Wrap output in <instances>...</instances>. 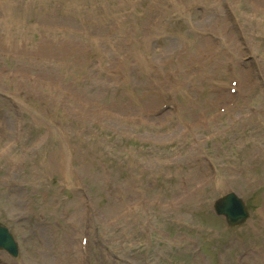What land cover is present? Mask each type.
<instances>
[{
	"label": "rangeland",
	"instance_id": "rangeland-1",
	"mask_svg": "<svg viewBox=\"0 0 264 264\" xmlns=\"http://www.w3.org/2000/svg\"><path fill=\"white\" fill-rule=\"evenodd\" d=\"M164 1L143 0L133 28L115 26L106 36L127 8L121 1L0 0L1 16L9 13L8 26L0 21V222L21 246L18 259L0 253L2 264H264V0H225L232 19L214 14L217 0L186 16L175 0L151 28ZM91 14L104 23H80ZM43 16L80 34L33 29ZM237 17L239 42L231 38L217 58L210 31L224 32ZM42 36L67 48L66 36L79 49L66 60L68 52L52 51L46 73L39 64L6 80L3 70L25 71V55L37 53L21 57V50ZM177 43L181 52L170 54ZM9 45L17 53L6 52ZM211 48L214 62L194 81L191 64H203ZM118 52L121 70L128 65L117 76H128L120 90L110 82ZM231 80L239 83L236 97ZM229 191L251 198L250 220L233 231L209 217L212 202Z\"/></svg>",
	"mask_w": 264,
	"mask_h": 264
},
{
	"label": "water",
	"instance_id": "water-1",
	"mask_svg": "<svg viewBox=\"0 0 264 264\" xmlns=\"http://www.w3.org/2000/svg\"><path fill=\"white\" fill-rule=\"evenodd\" d=\"M220 212L228 217V221L231 225L243 222L247 217V213L243 207V204L236 200L234 197H227L222 201Z\"/></svg>",
	"mask_w": 264,
	"mask_h": 264
},
{
	"label": "bare ground",
	"instance_id": "bare-ground-1",
	"mask_svg": "<svg viewBox=\"0 0 264 264\" xmlns=\"http://www.w3.org/2000/svg\"><path fill=\"white\" fill-rule=\"evenodd\" d=\"M257 1H259L260 3H261V1L262 0H256L255 2H257ZM255 5H257V4H255ZM258 6V5H257ZM187 8H189V7H187ZM229 24V23H228ZM241 26H242V23H241ZM227 28V24L225 25V29ZM215 31H216V29H215ZM218 32V33H217ZM215 33H217V34H215L216 35V37H217V43L219 44L222 40H221V36H222V33H221V30L219 31V29H218V31H216ZM222 37H224V35L222 36ZM211 42V41H210ZM213 42H215L214 40H213ZM42 46H41V50L39 51V53H38V56H40V55H42L43 57L42 58H39V63L40 62H43V60L45 59V57H46V45H45V42H43L42 44H41ZM9 46H11V47H13L12 45H9ZM9 48L11 51H12V48ZM29 68H32V67H34V65H32V64H30L29 66H28ZM34 262H35V260H34Z\"/></svg>",
	"mask_w": 264,
	"mask_h": 264
}]
</instances>
